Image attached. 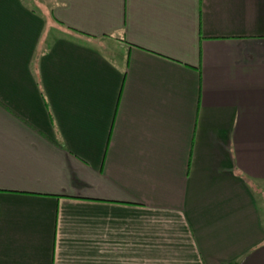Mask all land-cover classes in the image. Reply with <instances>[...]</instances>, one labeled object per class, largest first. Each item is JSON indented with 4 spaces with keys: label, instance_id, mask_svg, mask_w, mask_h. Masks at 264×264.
Instances as JSON below:
<instances>
[{
    "label": "crops",
    "instance_id": "1",
    "mask_svg": "<svg viewBox=\"0 0 264 264\" xmlns=\"http://www.w3.org/2000/svg\"><path fill=\"white\" fill-rule=\"evenodd\" d=\"M45 1L0 0V264H264V0Z\"/></svg>",
    "mask_w": 264,
    "mask_h": 264
},
{
    "label": "rangeland",
    "instance_id": "2",
    "mask_svg": "<svg viewBox=\"0 0 264 264\" xmlns=\"http://www.w3.org/2000/svg\"><path fill=\"white\" fill-rule=\"evenodd\" d=\"M27 1H28V4H31V5L33 3L35 4L36 2H38L39 4H42V2L46 3L45 0H36V1L35 0H27ZM38 3H37V6L39 7V9L43 10V8Z\"/></svg>",
    "mask_w": 264,
    "mask_h": 264
}]
</instances>
